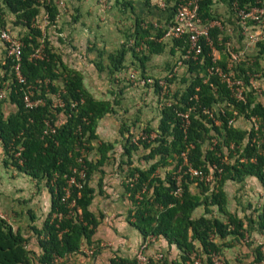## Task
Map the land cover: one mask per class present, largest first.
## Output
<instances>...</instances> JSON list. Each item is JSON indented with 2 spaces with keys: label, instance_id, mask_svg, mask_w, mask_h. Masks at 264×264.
<instances>
[{
  "label": "trees",
  "instance_id": "16d2710c",
  "mask_svg": "<svg viewBox=\"0 0 264 264\" xmlns=\"http://www.w3.org/2000/svg\"><path fill=\"white\" fill-rule=\"evenodd\" d=\"M215 2H222L232 10L234 3L238 7L264 6V0H199L198 15L203 22L220 18L213 9ZM125 3L122 5L126 6ZM168 8L171 15L166 24L174 12V6ZM45 14L46 23L42 20ZM59 14L55 0H0V28L12 22L21 30L18 37L22 41L20 70L25 78L24 83L16 81L13 61L5 56L0 65V88L9 81L10 91L0 100L3 162L37 181L44 180L51 193L48 214L40 227H32L40 249L36 255L38 264H56L57 258L78 252L83 242L91 244L102 215H95L89 208L95 192L90 180L95 172H103L102 167L111 158L115 143L96 142V128L99 119L115 112L117 100L93 95L84 85L82 72L69 67L48 40L44 29L51 25L59 30ZM141 21H135L134 32L128 36L133 37L132 46L122 43L109 51L106 64L99 59L93 61L98 72L105 70L110 77L122 72L130 53L139 60L142 76L150 56L166 51L167 44L160 40L166 24L152 29L144 27ZM220 33L222 30L218 26L210 27L211 43L202 38L201 52L186 59L182 55L187 45L182 40L170 41L168 53H178L177 60H182L186 74L180 78L184 86L173 94L168 90L165 95L171 99V105L160 103L157 127L153 130L146 126L145 132L150 134L153 130L154 137L134 142L129 134L124 135L128 126L124 124L120 128V134L124 136L120 167L125 173L123 186L130 203L127 221L145 239L162 237L169 246L174 245L179 250L178 257L170 261L165 254L158 253L153 264H193V255L199 253L205 264H213V253L221 255L223 247L234 241H246L245 233L250 231L246 222L249 226L253 224L258 234L264 235V198L260 207L254 208L255 217H242L228 209L224 189L227 181L241 184L246 178L254 177L264 192V105L250 83L252 74L257 72L260 60L264 58V39L256 44L253 53L229 68V55L224 44L228 38H220ZM138 46L146 49L140 55L135 49ZM38 49L40 54L36 57L34 54ZM213 49L219 57L214 55ZM217 67L226 73L232 71L231 78L244 82V100L234 97L231 88L216 71ZM177 75L166 80L170 83ZM154 79L153 88L158 97L161 87L157 84L158 78ZM28 88L33 92L32 99L42 98V104L25 107L23 94ZM53 94H58L64 102L63 107H52ZM3 101H9L15 110L5 115L1 106ZM70 102L75 104L71 106ZM177 110L188 112L186 126ZM252 116L259 122L257 131L229 123L233 117L249 119ZM46 121L55 126L54 133H44ZM207 141H210V147L204 148ZM139 147L146 151L142 156L149 161L146 167L133 163V152ZM183 151L193 167L206 173L213 165L221 169L219 174L214 171L217 178L212 190L210 185L185 174L181 179V192L175 194L176 171L182 163L180 155ZM16 152H19L18 156H15ZM91 154L95 156L91 157ZM173 162L171 170L164 175L158 173L160 168L171 166ZM80 169L84 171V179L80 180L82 186H73L67 200L62 201L69 178L77 176ZM101 185L102 179H99L98 188ZM193 185L198 186L196 190L192 189ZM72 201L74 205L70 208L68 205ZM198 207H202L203 212L195 216L193 212ZM58 213L62 216H54ZM28 240L0 216V264H33L35 254L27 248ZM252 252L250 262L260 261L264 256V242L257 243ZM110 264H138V261L135 256L114 253Z\"/></svg>",
  "mask_w": 264,
  "mask_h": 264
},
{
  "label": "crops",
  "instance_id": "0c3cea01",
  "mask_svg": "<svg viewBox=\"0 0 264 264\" xmlns=\"http://www.w3.org/2000/svg\"><path fill=\"white\" fill-rule=\"evenodd\" d=\"M57 1L58 0H55L56 3ZM87 2L91 4L89 7L90 13L88 12ZM128 3L131 4L130 8H136V11L140 9L147 10L151 5L150 1L146 2V0H138V2L136 0H130L128 1ZM153 5L154 3H152V6ZM97 8L98 5L95 4V1L68 0L66 8L61 9L59 7L60 14L57 20V27L60 29H55L53 31V33L55 34V36L53 37L51 36L50 30L46 34L48 40H51V45L54 44V46L56 47L55 50L58 53H60V50L65 49L66 42H70L71 49L70 51H68L70 52L68 54V63L66 62L64 55L61 54L62 59L69 67L76 68L82 72L84 76V85L93 95H95L97 98H107L110 100L114 99L119 101L118 95H113V97L109 96L107 94V91L102 92L103 95L99 94L101 89L105 88V86L102 84H106V79L97 80L93 78V76H91L90 73H92V71H88L91 66L93 68V71H97L93 63V61L97 59H99V61H101L103 64H106L107 53L109 52L106 51L105 46H100V44H103L101 43L102 37H100L101 26H95L96 29L93 30L92 28H90L89 26H85L84 24V19L87 16L89 18H96L97 14H99L101 19H103L100 13V10L102 8L99 7V10H96ZM213 9L217 14L220 15L219 19L216 18V21L219 22V29L222 30V33H220V38L226 36L228 38V41H230L235 49L241 50L245 53L251 52L253 49L249 51L250 48L255 47L246 48V40L240 33L234 11L232 9H229L228 6L222 2H215L213 5ZM149 11L151 10L149 9ZM170 15V9H160V11L156 12L155 15H153L154 20H152L151 17H147V19L141 17V22H143L144 27L147 26L153 29L154 27H161L162 25H165ZM137 17L138 14H136V17L134 18L135 21L138 20ZM150 20H152L155 24H149ZM134 25L135 22L133 23V26ZM163 41L165 42V40ZM85 42H87V44L89 45L85 46ZM54 46L53 48H55ZM99 52L101 54L98 56ZM214 55L216 57H219V53L217 51L214 52ZM3 56L5 57V51L3 53ZM146 64L148 65L149 62H147ZM102 72H98L97 75L99 76V73ZM87 73L92 78L93 83L89 81ZM250 80L256 89L255 91L257 93L258 100L264 105V58L263 60H260V65L257 69V72H254L252 74ZM98 86L100 87L98 89L99 93L91 89L92 87L95 90ZM6 104L7 103H3L1 105L3 111ZM117 110L118 109H115L114 113L107 114L99 119L96 128V133L98 135V139L96 140V142H115L114 149L112 153H110L111 158L102 167L103 172H95L90 180V185L95 188V192L89 208L95 215H102L101 221L98 224L96 231L92 237L91 244L88 245L86 242H83L78 252L66 256L61 261H59V263L110 264V260L113 257L114 253H117L120 256L132 257L136 255V252L144 243L146 244L144 253L148 257V259H150V261L148 260L146 264L155 263L158 253L165 254L169 261L176 259L179 255V250L174 245L169 246L164 238L148 237L145 239L140 234V232L135 227L130 225L127 221L126 217L130 207V203L127 199L123 186L125 173L121 170L120 167L121 154L123 152L121 144L123 142L124 136H121L119 134L120 118L118 116L116 117L119 112ZM131 117H133L137 122L140 121L138 111L136 114H132ZM59 120L60 122L63 121L62 118H60ZM116 134H118V138L116 140H113ZM117 143H120V149L116 146L118 145ZM2 158L3 148L0 141V213L11 224L14 230L21 231L25 237L29 238L27 248L38 255L40 249L36 239H34L35 237L33 236L32 227H40L46 215L48 214L51 206V193L48 187L45 185L44 180L37 181L27 174L20 172L12 165H5L4 162L1 161ZM133 163L137 165L136 162ZM99 179H102V185L98 188ZM250 179L255 178L249 177V180ZM35 181L39 183V197H37L38 194L35 195L32 190H29L33 187ZM256 181L258 183V185L256 184V187L259 190V193H262L263 196L261 202L258 203V207H260L264 198V194L262 192V187L260 186L259 181L255 179L254 182ZM233 183L235 185L240 184L233 181H227L224 185V189L226 191L228 199L227 207L232 212H246V207L244 205H242L240 210H237L235 209V207H233V205L235 206V203L231 202L229 192L227 191V188L230 186V184ZM202 212L203 208L198 207L197 209H195L193 214L195 216H199L200 214H202ZM217 216L221 217L220 214ZM246 226L249 230H253L254 232H256L253 229V224H250L249 226L246 222ZM245 234L248 235V233ZM259 235L262 240L258 241V243L261 244L262 242H264V235ZM215 240L217 241V239ZM236 243L237 242L234 241L230 244V246L223 247L221 256L230 264L250 262L253 259V247ZM92 248L94 249V253L89 254L88 250Z\"/></svg>",
  "mask_w": 264,
  "mask_h": 264
},
{
  "label": "rangeland",
  "instance_id": "374dc122",
  "mask_svg": "<svg viewBox=\"0 0 264 264\" xmlns=\"http://www.w3.org/2000/svg\"><path fill=\"white\" fill-rule=\"evenodd\" d=\"M90 1H95V4L98 5V8L96 10H99V7L102 8L100 10V13L103 19H101L99 14H97L96 18H89L87 16L84 19V24L85 26H89L93 30L96 29L95 26H101L102 29L100 28V32H101L100 37H102V42L101 40L100 42L103 44H100V46L101 45H103V47L105 46L106 51H113L114 49L118 48L122 43H126L127 46L133 45V44L131 45L128 44V41L130 39L133 40V37L128 38V36H130L129 35L130 33L134 32L133 23L135 22L134 18L136 17V14H138L137 19L139 20H141L142 18L147 19V17H151V19L154 20L153 15H155L156 12L162 9L159 6H157L155 3L152 6L153 2L151 0H149L150 3L152 2L150 5L151 8L149 7L147 10L140 9L138 11H136V8L134 9L130 8L131 4L128 3V1L130 0H97V1L90 0ZM136 1L138 2V0ZM67 2L68 0H58L57 4L62 9L67 7ZM123 2L124 3L126 2L125 3L126 6L122 5ZM167 2L169 7L172 6L174 1L167 0ZM87 3H88V12L90 13L89 7L91 4L89 2ZM168 7L166 9H169ZM149 9L151 11H149ZM152 20H150L149 24L154 25L155 23ZM7 27L11 31L12 35H14L15 37H19V32L21 31L19 27L14 26L12 22H9L7 24ZM44 30L46 33L50 30L51 36L52 37L55 36V34L53 33V31L55 30L54 26L50 25V27L48 28L46 27ZM165 43L167 44L166 51L159 55L150 56L148 61H146V63L149 62V64L148 65L146 63L144 64L145 66L144 74L142 76H146V77L149 76L158 79L164 78L165 74L169 71V68L173 67V65L175 64L174 62H176L179 55L178 53L175 55H170L168 53L170 40H165ZM52 45L54 46V44ZM86 45L89 44L85 42V46ZM4 47H5V43L2 40H0V65L1 63H3L4 60V56H3V53L5 51ZM54 49H56V47ZM70 49H71L70 42H66L65 49L60 50V53L64 55L67 63L69 59L68 54L70 53L68 51H70ZM135 49L137 52H139L138 55H140V52L146 50L145 46H138ZM254 49L255 48H250L249 51L252 50L251 52L248 53L244 52L242 58H245L246 55H250L251 53H253ZM126 64L127 66L125 70L121 72V75H119L118 72L113 77H110L105 70L102 73H99L98 76L97 75L98 72L97 71L95 72V70L93 71L92 66L88 71H92V73H90L91 76H93V78L97 80L106 79V81L104 80L106 84H102L105 86V88H102L100 93L98 90L100 88L99 86L95 90L94 88L91 87L93 91L98 92L99 94H102V92L107 91V94L112 97L113 95H118L119 101H117V104L114 106V108L118 109L117 111H119L116 117L118 116L120 118L119 121L120 128L121 125L124 124L128 126V131H125L124 135L127 136L129 134L131 136L132 141H134V140H138L141 134H145L146 126L150 127L153 130L156 128L160 115L161 102L157 97V93L154 92V89L152 87L140 85L135 80L129 78L130 72H135L138 76H141L142 67L139 60L135 56H132L130 53H128L126 56ZM185 74H186L185 68L182 67L179 71V74L177 75L176 80L169 83V91L171 94H173L176 90L184 86L183 83L180 81V78ZM88 79L91 83H93V80L89 75H88ZM3 103H7L3 111L5 115L15 110V106L11 104L9 101H3ZM137 111L140 119L139 122H137L136 120H134L133 117H131V115L136 114ZM235 123L236 126L241 128L249 129L250 127V124L244 117L237 118ZM120 128H119V134H120ZM153 130L151 131V133H154ZM117 138H118V134H116L113 140H116ZM117 144L118 145L116 146L120 149V143ZM208 147H210V141H207L204 144V148H208ZM144 153H146V151L142 147H139V149L133 153V162H136L137 165L141 167H146L149 164V161H146L142 158ZM90 156L94 157L93 154H91ZM1 161L3 162V158ZM172 165H174V162L171 164V166H167L166 168H160L158 170V173L164 175L166 171L171 170L173 168ZM246 179L243 183H241V185L240 184L235 185L234 183L230 184V186L227 188V191L229 192L231 202L235 203V206L233 205L235 209L240 210L242 205L246 207V212H242V211L237 212L240 216L242 217L243 216L248 217L249 215L256 216V212L254 211V208L258 207V203L261 202L263 196L262 193L261 194L259 193V190L256 187L258 185L257 181L254 182L255 179L249 180V177ZM36 182L37 181H35L33 187L29 190H32L35 195L38 194L37 197H39V191H38L39 183L37 182L36 184ZM214 186L215 183L211 184L209 186V189L212 190ZM197 187L198 186L193 185L192 189L196 190ZM214 211H215L214 213H216L215 208ZM217 215L219 214L217 213ZM248 235H249V240L247 242L246 241L245 242L236 241V242L241 245L255 247L258 241L262 240L260 238V235L254 232L253 230H250V232H248ZM33 236L35 237L34 239H36L35 234H33ZM33 253L35 254V255L33 254L34 255L33 264H38L36 261V253L35 252Z\"/></svg>",
  "mask_w": 264,
  "mask_h": 264
},
{
  "label": "built area",
  "instance_id": "2783aa9c",
  "mask_svg": "<svg viewBox=\"0 0 264 264\" xmlns=\"http://www.w3.org/2000/svg\"><path fill=\"white\" fill-rule=\"evenodd\" d=\"M153 3H155L157 6H159L162 9H166L168 7L167 0H151ZM199 0H174L172 6H174V12L173 17L169 21V23L166 24L164 28V34L160 40H182L187 47H185V52L182 55V58H188L189 56L197 55L201 52V39L204 38L206 41L211 43L208 35V30L212 26H218L219 22L216 20L210 21V22H203L201 18L198 15V8H199ZM233 11L236 18V22L239 26V30L241 35L246 40V48L248 47H255L256 44L263 39V33H264V6H261L259 4H255L251 7H238L236 3L233 4ZM44 23L47 21V14L43 15L42 17ZM0 40H2L5 43V56L10 57L13 61L12 64V70L14 73V78L18 83H24L25 78L20 70V55H21V48H22V41L18 38L12 35L11 31L8 27L0 28ZM134 43V40L130 39L128 41V44L131 45ZM225 49L228 52L229 55V65L230 68L234 62L241 59L244 55V52L241 50H236L235 47L230 43V41H226L225 43ZM216 50L213 49V53ZM40 54L39 49L35 52L34 56L38 57ZM182 68V60H177L175 65L172 67V70H169L164 78H160L157 81V84L161 87L160 95L158 98L161 101V105H171L172 101L171 99H167L165 97L166 93L169 90V82L166 80V78H172L179 73L180 69ZM216 71L218 72L219 76L223 81H225L228 86L231 88L234 97L237 100H244V93L246 90V86L244 82L241 79L238 78H231L233 72H223L220 68H216ZM119 75H121V72H119ZM129 78L132 80H135L140 85L144 86H150L154 87L155 85V79L152 77H141L138 76L135 72H130ZM251 83V80H250ZM252 84V88L255 89V87ZM154 89V88H153ZM10 91V82L5 81L3 83V86L0 88V99L6 98L8 95V92ZM33 92L30 88L24 91L23 94V102L26 108H33L37 106L38 104H42L43 100L42 98H35L32 99ZM75 103L70 102V105L73 106ZM64 102L59 98L58 94L52 95V107H63ZM177 115H179L183 120V125L186 126L189 123V117L188 112L179 111L177 110ZM236 114V112H235ZM247 121L250 124V128H253L254 131L258 130L259 122L256 117H250L247 119ZM63 122V121H61ZM236 119L233 117L229 120V123L236 124ZM218 123V121H216ZM46 127L44 129V133H54L55 132V126L50 124L49 121L45 122ZM155 136V133H146L141 134L139 139H148L149 137L152 138ZM255 139V138H254ZM253 139V140H254ZM137 140H134L136 142ZM21 149V148H20ZM19 152L15 153V156H18ZM181 158L182 163L179 165L177 171H176V181H177V188L175 191V194H180L181 192V179L185 174H188L191 178H197L199 181L203 182L204 184L211 185L215 182V179L217 176H215L216 171L218 174L221 172V169L218 168L216 165H213V167L210 168L209 172L206 173L201 168L193 167L188 161L186 152H181ZM84 179V171L83 169H80L77 171V176H71L68 180L67 186L64 188V195L62 197V201H66L68 196L71 193V188L73 186L80 188L82 186V181ZM82 180V181H80ZM264 194V192H263ZM74 205V202L72 201L69 203L68 207H72ZM0 216L4 218L3 215ZM54 216L61 217L62 214H54ZM153 237V236H152ZM245 240H249V236L245 234ZM146 247V244H142L139 248V250L136 252V259L138 261V264H146L148 262V257L144 253V249ZM89 254L94 253V249L88 250ZM161 254L158 255L159 258H161ZM66 257V256H65ZM65 257H59L55 260V263L58 264L59 261H61ZM211 261L213 264H227L224 260V258L217 254L213 253L211 256ZM193 264H205L203 261V258L201 257L200 253L193 255ZM236 264H264V256L260 261H253V262H247V263H236Z\"/></svg>",
  "mask_w": 264,
  "mask_h": 264
}]
</instances>
